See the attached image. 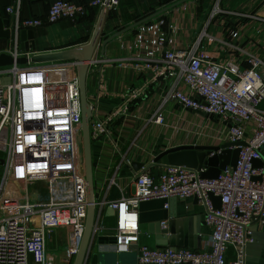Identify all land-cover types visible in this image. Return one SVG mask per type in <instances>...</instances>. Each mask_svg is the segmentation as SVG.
Masks as SVG:
<instances>
[{
  "label": "built area",
  "instance_id": "2783aa9c",
  "mask_svg": "<svg viewBox=\"0 0 264 264\" xmlns=\"http://www.w3.org/2000/svg\"><path fill=\"white\" fill-rule=\"evenodd\" d=\"M21 1L6 8L13 17L7 54L14 59L23 56L20 30L74 20L87 8L108 12L121 0H95L80 6L57 0L49 5L44 19L23 20L19 18ZM219 1L206 11L197 40L184 50L174 47L177 25L161 16L135 27L132 38L121 45L133 57L117 61V66L132 68L146 84L170 81L151 123L164 125L166 106L172 103L183 111L216 117L221 128L213 139L215 145L244 143L232 147L239 150L235 167L227 166L215 179L202 178L204 168L164 163L155 176L149 167H142L135 177L134 194L108 203L116 217L115 252L134 251L137 264H246L244 249L253 242L251 227L256 223L264 228V109L260 107L264 58L240 44L249 40L256 45L257 36L264 34V0L248 11L226 12L236 16V22L217 40L223 57L210 58L198 49L203 39L213 42L207 27L224 13ZM96 63L92 61L89 69ZM76 66L71 61L0 67V264H72L79 248L87 200L77 146L81 111ZM98 72L94 95L88 100L92 142L111 138L110 124L128 113L126 102L107 114L99 112V102L108 96V81L102 66ZM5 78L8 82L2 83ZM143 92V87L134 89L131 99ZM254 161L261 167H253ZM210 195L219 197L218 209ZM153 199H196L204 207L210 233L199 250L139 245L137 208ZM167 226L168 220L160 223L161 230ZM50 238L55 241L52 250Z\"/></svg>",
  "mask_w": 264,
  "mask_h": 264
},
{
  "label": "crops",
  "instance_id": "0c3cea01",
  "mask_svg": "<svg viewBox=\"0 0 264 264\" xmlns=\"http://www.w3.org/2000/svg\"><path fill=\"white\" fill-rule=\"evenodd\" d=\"M55 1L57 0H22L19 7V18L21 20L26 18L44 19L49 5ZM63 1L80 6L95 0ZM178 1L180 0H121L114 10L106 13L100 40L153 16ZM261 1L220 0L219 7L224 10V13L212 20L207 27V33L212 37L213 42L207 44V40H201L198 51L204 49L210 58L223 57L224 53L219 51L220 43L217 40L222 38L223 32L236 22V16L230 13L240 9L251 10V7H256ZM214 2L216 0H190L158 15L163 17L165 22L177 25L175 49L184 50L188 44L197 40V35L202 28V21L204 23L206 19V11ZM10 6H15V0H0V19L9 20L11 28L13 17L6 13V8ZM100 11L101 9L87 8L82 16L74 20H61L39 28L27 29L32 32L34 53L56 52L86 44L91 37ZM243 22L245 21L243 20ZM131 38L132 31L114 39L105 46L102 57L98 47L93 58V61L98 63L96 66L91 65L87 77V100H90L94 95L98 71L102 66L108 81V96L99 102V112L102 115L109 113L124 102L128 103V113L110 124L111 138L99 139L91 144L95 195L98 203L95 212L97 230H94L84 264H113L115 262L117 264H137L134 251L115 252L116 217L105 214L109 202L134 194L135 177L139 171H136V167L132 166L133 163L146 164L162 151L176 146L216 144L215 140L213 141L214 138L211 137L208 140L204 134L205 137L194 135L189 130L179 129L176 131V128L170 124L174 117L179 114L184 118V115L191 113L181 110L172 103L166 106L164 125L158 126L150 122L161 96L169 88L170 81L164 78L146 84L144 77L132 68L117 66V61L133 57L132 52L124 51L121 48V45ZM257 39L256 45L249 40H243L240 44L244 49L253 51L264 58V34H259ZM10 48L11 40L0 38V54L8 53ZM141 87H143V94L136 99H131V92ZM191 115L195 117L194 114ZM200 128L198 129L201 130ZM164 163L165 160H160L157 164L149 166V171L157 176L162 171ZM103 202L104 205L100 206V203ZM165 203L169 206L166 210L163 208ZM137 212L141 232L139 245L153 248H155L154 236L150 232L155 231L157 225H160L162 221L168 220L169 224L173 217L180 220L190 218L191 221L180 224L181 230L189 233L196 228L197 218L205 220L204 207L196 199L186 201L153 199L141 202ZM100 223L102 228H100ZM256 227L257 231L264 235V228ZM209 233L210 227L205 224L201 228V243ZM51 239L54 245L55 241L53 238ZM262 245L258 261L246 262V264H264V240ZM230 258L228 257V259Z\"/></svg>",
  "mask_w": 264,
  "mask_h": 264
},
{
  "label": "water",
  "instance_id": "95a60500",
  "mask_svg": "<svg viewBox=\"0 0 264 264\" xmlns=\"http://www.w3.org/2000/svg\"><path fill=\"white\" fill-rule=\"evenodd\" d=\"M188 1L190 0H180L175 4H172L170 7L161 10L155 15L150 16L144 20H140L130 26H127L103 40H100L101 30L105 21L107 11L105 9H101L91 37L86 44L56 52H47L41 54L34 53L35 48L32 42V32L30 30L24 29L19 31L18 34L19 51L24 54V56L14 59L7 53L0 54V67H8L12 65L23 66L26 64L44 65L50 63H62L71 61H75L77 63L76 72L80 93L81 111V129L78 135L79 140L77 146L79 155V168L84 175L86 183L87 211L82 239L77 253L73 258L72 264H84L89 252L96 225L95 212L98 203L95 195V181L92 167V141L89 135L91 108L87 100L86 92L87 77L89 75V65L93 61L95 51L99 47L100 56L102 57L105 46L114 39L132 31L138 25L149 21L155 16H158L168 11L169 9H172ZM0 38H11L9 20L0 19ZM6 82H8L7 78L2 80V83ZM188 112L200 117L208 118L210 120L213 118L212 116L201 113L199 111L188 110ZM237 145H244V143H224L221 145H181L162 151L151 162H148L146 164L133 163L132 166L136 167V171H139L142 167H149L151 165L157 164L160 160H165V164L167 165L183 166L197 170L204 168L205 171L201 173L202 178L215 179L219 175L220 171L224 170L227 166L235 167L239 150L232 149V147ZM253 167H261V163L258 161H254ZM210 198L212 200L214 208L218 209L220 205L219 197L210 195ZM105 214L106 216H114V211L110 206H108L106 208ZM187 221H191V219L182 218L180 220L173 217L169 221L168 227L164 230H161L160 225L158 224L156 230L150 232V234L154 236L155 248L165 249L167 247H184L199 250L201 243V228L205 225V221L200 220V217L197 218L196 228L189 233L182 231L180 228L181 222L183 224ZM251 231L253 242L245 246V261L257 262L260 256L259 251H261L263 246L262 241L264 240V235L263 233L257 231L256 223H253ZM113 264L117 263L115 262Z\"/></svg>",
  "mask_w": 264,
  "mask_h": 264
},
{
  "label": "rangeland",
  "instance_id": "374dc122",
  "mask_svg": "<svg viewBox=\"0 0 264 264\" xmlns=\"http://www.w3.org/2000/svg\"><path fill=\"white\" fill-rule=\"evenodd\" d=\"M184 116L185 117L183 118V117H181V115L178 114L177 116L174 117L173 122L170 123L172 126H174L176 128V131H179V129L189 130L194 135L202 136L204 134V135H206L208 140H210L211 137L212 138L215 137V133L217 131H219V129H220V125L218 124V121L210 120L208 118L200 117L198 115H195V117H194L191 114H186ZM201 122H203V123H201ZM198 128H200L201 130H199ZM53 247H54V245L52 244V239H51V240H49L48 248H49V250H52ZM59 258H60V260H62V256H60ZM51 261H52V259H51Z\"/></svg>",
  "mask_w": 264,
  "mask_h": 264
},
{
  "label": "trees",
  "instance_id": "16d2710c",
  "mask_svg": "<svg viewBox=\"0 0 264 264\" xmlns=\"http://www.w3.org/2000/svg\"><path fill=\"white\" fill-rule=\"evenodd\" d=\"M262 109H264V102L261 104L260 106ZM211 120H215V121H218V119L216 117H213Z\"/></svg>",
  "mask_w": 264,
  "mask_h": 264
}]
</instances>
